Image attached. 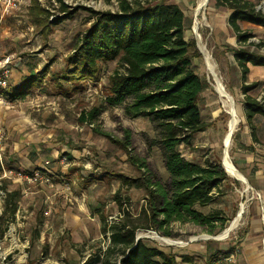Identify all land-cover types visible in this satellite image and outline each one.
Wrapping results in <instances>:
<instances>
[{
  "label": "rangeland",
  "instance_id": "rangeland-1",
  "mask_svg": "<svg viewBox=\"0 0 264 264\" xmlns=\"http://www.w3.org/2000/svg\"><path fill=\"white\" fill-rule=\"evenodd\" d=\"M35 1L47 8L49 20L61 15L58 0ZM64 1L73 16L53 26L46 37L30 15L34 0H0V70L9 72L8 85L20 84L32 71L46 66L49 70L43 86L34 88L25 100L10 101L4 94L0 99V230L5 229L3 236L0 234V264H83L89 256L107 248L110 226L124 223L138 226L136 238L177 256L189 254L194 264H208L217 252V264H264V178L260 182L252 179L249 187L224 167L223 139L231 115L200 46L204 43L210 53L240 117L231 136L229 158L237 170L252 178L262 176L264 118L256 120L259 140L254 141L252 135L248 136L251 129L244 112L241 69L232 49L242 46L264 54V27L241 22L242 30L252 33L249 41L241 44L228 22L231 10L217 6V0H208L198 12L199 0H169L185 11V38L195 40L201 54L194 60L195 69L208 84L199 99L208 127L195 135L191 146L181 145L180 149L192 161L219 160L228 187L215 202L196 207L204 214L220 210L224 220L214 221L212 226L189 219L173 220L155 227L147 208L150 194L146 185L152 188L156 182L166 184L169 178L161 134L150 119L127 116L123 104L105 103L108 76L117 62L102 63L95 80L74 83L60 78L66 56L93 22L90 12L80 7L116 11L118 2ZM249 1L264 12V0ZM247 80L257 82L250 94L262 100L264 67L252 66ZM94 106L101 107L97 119L81 123L80 112ZM124 142L129 143L127 149ZM244 144L252 145V150ZM253 168L257 169L254 174ZM37 170L41 176L33 180ZM119 174L139 177L145 186L124 185ZM13 190L20 194L11 217L5 213V200ZM242 202L245 211L239 224L227 238H216L230 225ZM177 260L179 264H191L180 257Z\"/></svg>",
  "mask_w": 264,
  "mask_h": 264
},
{
  "label": "trees",
  "instance_id": "trees-1",
  "mask_svg": "<svg viewBox=\"0 0 264 264\" xmlns=\"http://www.w3.org/2000/svg\"><path fill=\"white\" fill-rule=\"evenodd\" d=\"M58 1L61 15L52 20H49L47 8L35 0L30 6L34 24L46 37L53 26L73 16L74 12L68 4L64 0ZM117 2L116 11L80 7L90 12L93 22L73 51L66 56V68L60 78L74 83L95 80L100 75L102 63L116 61L117 67L108 76L105 103L109 106L123 104L127 116L150 119L161 134L160 143L169 178L166 184L156 182L152 188L146 185L150 194L147 208L152 226L185 219L212 226L214 221L224 220L222 212L217 210L204 214L196 207L208 206L225 194L227 174L219 160L192 161L185 158L180 149L181 145L191 146L195 135L208 127L199 102L208 84L195 69L194 60L201 57L195 40L185 38V11L169 0ZM216 4L231 10L228 22L241 44L247 43L252 37L251 32L242 30L241 22L264 27V12L256 10L252 1L217 0ZM232 51L241 69L247 123L253 140L258 141L256 120L260 116L264 118V96L260 100L251 95L250 91L257 86V82L249 83L247 79L252 66L264 67V54L251 52L242 46ZM48 74L47 66L38 72L32 71L19 85H8L2 94L10 101L25 100L34 88L43 86ZM100 112V106L82 110L78 120L81 123H93ZM102 134L112 139L110 134ZM236 139L238 137L235 135ZM128 144L124 142L123 147L127 149ZM244 147L252 150V145L244 144ZM129 158L134 161L132 156ZM256 171L253 168V174ZM243 173L252 184L253 178ZM119 177L124 185L145 186L139 177L131 178L123 174H119ZM19 194V190H13L6 196L5 213L11 217L16 213ZM159 215L162 219H159ZM110 227L107 248L89 256L83 264H179L178 257L194 264L189 254L177 256L158 246L149 245L144 239L137 240L138 226L135 224H114ZM4 233L5 229L0 230L1 236ZM219 257L220 253L217 252L208 264H217Z\"/></svg>",
  "mask_w": 264,
  "mask_h": 264
},
{
  "label": "bare ground",
  "instance_id": "bare-ground-1",
  "mask_svg": "<svg viewBox=\"0 0 264 264\" xmlns=\"http://www.w3.org/2000/svg\"><path fill=\"white\" fill-rule=\"evenodd\" d=\"M207 1L208 0H199L198 6H197V12L207 4ZM200 46H201V48L204 51V54L206 56V61L208 64L209 72H212L214 74L215 81H216V88H217L218 92L220 93V95L225 98L224 102H225L226 106L228 107V111L231 115V118L229 121L228 131H227V133L223 139L224 146L226 148V150L224 151V156H223L224 167L230 175H232V176L238 178L239 180L245 182V184L247 185L245 178L240 174L239 170H237L235 168V166L233 165V163L230 160L229 155H228V149H229V146L231 143V136H232L233 132L235 131V129H236V127L240 121L238 111L236 110V107H235L234 99L230 95V93L227 92V90L225 89L221 79L217 75L212 57H211L210 53L207 51L204 43L201 42ZM248 188L246 189V191L248 190ZM243 211H245V203L244 202H242V204L240 205L238 213L234 217V219L231 221L230 225L228 227H226V229H224L221 232V234L216 238H218V239L227 238L229 236V233L239 224L241 217H242V214H243ZM206 236H208V235H206ZM208 237H210V236H208ZM168 241L172 242L174 244L179 243L178 241H173V240H168ZM182 245H184V244H182Z\"/></svg>",
  "mask_w": 264,
  "mask_h": 264
},
{
  "label": "built area",
  "instance_id": "built-area-1",
  "mask_svg": "<svg viewBox=\"0 0 264 264\" xmlns=\"http://www.w3.org/2000/svg\"><path fill=\"white\" fill-rule=\"evenodd\" d=\"M8 76H9V72L7 71H1L0 70V99L2 97V91L7 87L8 85ZM41 176V172L39 170H37L36 172H34L33 176L31 178L37 179Z\"/></svg>",
  "mask_w": 264,
  "mask_h": 264
},
{
  "label": "crops",
  "instance_id": "crops-1",
  "mask_svg": "<svg viewBox=\"0 0 264 264\" xmlns=\"http://www.w3.org/2000/svg\"><path fill=\"white\" fill-rule=\"evenodd\" d=\"M15 85H19L18 83H15ZM251 129V128H250ZM249 137H251V134L248 135ZM261 177L264 178V175L260 176L259 174H256L255 176H253V179H255L256 181H261Z\"/></svg>",
  "mask_w": 264,
  "mask_h": 264
},
{
  "label": "water",
  "instance_id": "water-1",
  "mask_svg": "<svg viewBox=\"0 0 264 264\" xmlns=\"http://www.w3.org/2000/svg\"><path fill=\"white\" fill-rule=\"evenodd\" d=\"M224 164V163H223ZM240 174L245 178L246 182L248 183L249 187L251 186L248 178L239 170ZM139 239V237H137V240Z\"/></svg>",
  "mask_w": 264,
  "mask_h": 264
}]
</instances>
